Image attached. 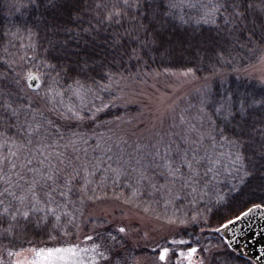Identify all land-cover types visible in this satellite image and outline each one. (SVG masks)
Segmentation results:
<instances>
[{
  "label": "snow or ice",
  "instance_id": "1",
  "mask_svg": "<svg viewBox=\"0 0 264 264\" xmlns=\"http://www.w3.org/2000/svg\"><path fill=\"white\" fill-rule=\"evenodd\" d=\"M82 4L21 0L12 5L17 12L59 9L66 18L42 13L30 27L25 24L21 46L32 56L25 52L3 62L0 221L7 220L5 231L42 229L54 239L47 231L52 225L67 237L62 218L74 223L88 207L111 202L145 205V212L149 201L163 203L174 209L163 217L166 225L197 223L201 232L221 236L230 228L238 231L235 226L249 218L264 220V0L259 5L255 0H93L87 27L83 15H73L82 12ZM178 25L185 35H177ZM4 35L11 45L21 30ZM157 60L162 71L151 67ZM230 73L238 74L237 81L243 73L257 83L233 87ZM161 75L173 78L172 95L168 102L158 98L142 130L144 121L133 130L116 123L123 122L119 116L99 119L117 102L128 103L126 90L134 84ZM185 203L197 206L196 213L181 211ZM220 209L225 214L213 226L211 214ZM102 211L98 226L105 231L85 236L91 248L67 242L8 251V256L18 257L15 264H86L82 253L88 252L87 264L110 260L106 253L127 250L132 229L123 223V212L118 220L107 208ZM225 243L232 247L231 240ZM165 244L152 249L156 264H205L198 253L210 251L182 237L165 238ZM177 245H186V251ZM25 251L31 258L19 259Z\"/></svg>",
  "mask_w": 264,
  "mask_h": 264
},
{
  "label": "trees",
  "instance_id": "2",
  "mask_svg": "<svg viewBox=\"0 0 264 264\" xmlns=\"http://www.w3.org/2000/svg\"><path fill=\"white\" fill-rule=\"evenodd\" d=\"M26 2V0H25ZM48 0H45L47 3ZM56 2H69V0H56ZM93 0H83V4L81 5L82 12L80 14L73 13L74 16L83 15V24L84 27H87V20L90 18V14L87 12L88 6L91 5ZM21 0H0V75L7 73V67L4 66L3 62L8 59H16L18 60L20 56H23L25 52L28 57L32 56V52L21 46V41L26 43L24 38L23 29L25 24L29 27L38 21V18L41 17L43 13L44 16L51 17L53 15H60L66 18V13H61L59 9H45L43 7L39 9L35 8H26L21 12H17L16 9L12 7L13 4H20ZM256 4H260V0H255ZM178 31L177 35L183 36L185 35V30L182 26H177ZM16 29L21 30L20 40L13 38L12 44L8 43V39L5 37L4 33ZM77 30L73 29V35ZM190 32L191 29H188ZM43 33H41V43H44ZM71 36L69 39L71 40ZM7 49V51H6ZM43 54V50L41 49V55ZM163 55V54H161ZM147 59V57H145ZM165 60L167 58L165 57ZM26 63V61H25ZM152 69L162 71L163 65L160 64L159 60L156 62H150ZM15 67V64L12 65ZM230 72V70H229ZM236 73H230L228 82L231 86L235 87L238 83L241 85H255L257 81L255 79L248 78L244 76L242 73L239 74L241 79L237 81L235 79ZM150 79V78H149ZM249 80L251 83L249 84ZM217 87H223L217 84ZM139 112L138 108L135 106L123 107L121 105L116 104L109 111H105L99 114V119L102 121H115L116 117L119 116L121 118H127L129 116H133ZM128 194L127 192L125 193ZM150 207L158 210V211H166L163 203L156 204L149 201ZM145 206V205H143ZM180 210L189 212L190 214H195L197 211V206L187 205L186 203L180 205ZM174 209L172 208L171 212ZM199 211H203V206H199ZM225 214L223 209L214 210L211 214L209 223L211 225H215L218 218ZM83 217H80L77 214V219L74 223H68L67 218H62L61 225L64 230H67L68 235L65 237L63 235V231L60 228H56L53 231L52 225L47 226V231L51 233L54 239H49L46 235L45 231L42 229H30L26 234H21L19 228H12L10 231H5V229L9 228V224L7 220L0 221V252L1 251H13L20 252L22 249H29L31 247H45V246H67V242H71L76 244L79 240L85 239V236L92 235L96 236L97 233H102L105 231L104 228H100L93 225V219H88L86 225H82ZM78 225V227H77ZM200 224L193 223L187 228L179 229L175 233V238L182 237L186 240H191L194 245H196V237L200 238L199 245H196L200 248L205 246L209 247L210 251L205 253H199L205 260H208V264H254L250 259L241 257L234 253L225 243V239L216 233H210L205 229V232L200 231ZM59 233V234H58ZM91 242V241H90ZM97 243H101V241L97 240ZM92 245V242H91ZM168 246V245H167ZM187 249V246L184 245ZM147 246H142L140 244H134L132 241L130 242L127 239L126 249H115L111 253H106V255L110 256V260H102L99 259V264H115L116 261H119V264H134V260L137 256L143 253L148 248ZM151 250V249H149ZM29 254V252L25 251L24 255ZM123 257V259H121Z\"/></svg>",
  "mask_w": 264,
  "mask_h": 264
},
{
  "label": "rangeland",
  "instance_id": "3",
  "mask_svg": "<svg viewBox=\"0 0 264 264\" xmlns=\"http://www.w3.org/2000/svg\"><path fill=\"white\" fill-rule=\"evenodd\" d=\"M243 74V73H242ZM247 77V74H243ZM249 78V77H248ZM255 79V78H251ZM256 80V79H255ZM173 78L161 75L156 79H148L146 84H134L130 89H127V100L128 103L124 104L117 102L116 104L123 107L135 106L138 108L139 112L133 116L127 118H122V121H116L123 128L135 130V126L139 124L140 121H144L145 124L140 125L142 130L147 122L151 119L150 109L159 102L158 98H164L165 102H168L167 98L172 95ZM193 87L192 85L186 86L185 91H188ZM143 205L140 207L129 206V205H118L116 202L106 203L97 206H90L85 210V215L83 216L82 225H86L88 219H93L94 227L100 224V217L104 215L102 211L103 208H107L108 211L114 212L115 217L119 220L121 219V212H123V223L130 225L132 231L127 239L134 244H140L142 246L149 245V249H146L143 253L137 256L134 260V264H156L157 256L152 252L153 248H157L161 245L167 246L165 244V238L168 240L175 238V233L182 228H187L193 223L187 226L174 227L166 225L163 217L165 215H171L172 208H167L168 210L162 212L149 208L147 212L144 211ZM188 211V210H187ZM186 211V212H187ZM156 215L161 216V220L157 221L155 219ZM103 228V227H100ZM147 233V237H145ZM80 248H91V242L81 239L76 243ZM180 250H185L184 245L173 246ZM92 253H82L83 259L87 262L90 260ZM198 255H200L198 253ZM31 258V254L23 255L19 259ZM18 257H9L8 251L0 252V260L4 261V264H15ZM170 259H174L171 258ZM205 264H208V260H205Z\"/></svg>",
  "mask_w": 264,
  "mask_h": 264
},
{
  "label": "water",
  "instance_id": "4",
  "mask_svg": "<svg viewBox=\"0 0 264 264\" xmlns=\"http://www.w3.org/2000/svg\"><path fill=\"white\" fill-rule=\"evenodd\" d=\"M235 227L238 231L230 228L222 236L232 241L230 249L254 264H264V220L249 218Z\"/></svg>",
  "mask_w": 264,
  "mask_h": 264
}]
</instances>
